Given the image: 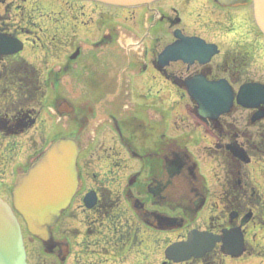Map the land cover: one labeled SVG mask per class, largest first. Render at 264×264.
Listing matches in <instances>:
<instances>
[{
    "label": "flooded vegetation",
    "instance_id": "af4514ba",
    "mask_svg": "<svg viewBox=\"0 0 264 264\" xmlns=\"http://www.w3.org/2000/svg\"><path fill=\"white\" fill-rule=\"evenodd\" d=\"M27 1L0 0V39L20 43L17 51L0 52V92L32 96L45 75L46 85L80 94L77 106L68 99L54 102L66 127L73 120L79 127L73 136L79 145L78 188L47 242L27 235L28 264H223L231 258L220 241L201 258L168 260L166 248L185 240L191 229L223 236L224 230L238 228L243 255L264 258V247L248 237L251 229L264 226V205L246 191L248 185L228 180L229 187L218 197L222 208L215 212L220 216L211 214L207 220L197 209L209 197L198 189L185 184L187 198L176 187L180 197L168 198L167 187L175 186L173 177H181L180 167L188 160L175 143L166 146L161 96L187 92L185 82L198 75L207 82L224 81L234 93L245 83L264 84V35L255 21L253 0H157L132 8L91 4L90 9L74 0H38L39 6L63 10L66 19L49 25L39 23L43 13L35 7L37 0L32 7ZM172 44L178 58L160 64L157 57ZM133 93L140 100L132 101ZM63 105L68 109L61 110ZM8 108L0 100V161L9 158L0 172L3 165L12 167L11 178L0 174V194L39 154L35 149L23 163L14 162L15 143L6 139L34 128L38 118L32 106ZM260 110L264 113V104ZM256 112L235 98L225 120L220 116L208 122L237 130L242 116L254 127L252 138H260L264 118L254 121ZM88 192L95 200L92 207L85 201ZM168 200L179 208L167 211Z\"/></svg>",
    "mask_w": 264,
    "mask_h": 264
},
{
    "label": "rangeland",
    "instance_id": "374dc122",
    "mask_svg": "<svg viewBox=\"0 0 264 264\" xmlns=\"http://www.w3.org/2000/svg\"><path fill=\"white\" fill-rule=\"evenodd\" d=\"M34 1L36 0H28L25 4L30 7L32 4L34 5ZM47 1L61 2V0ZM79 4H84L87 9H90L91 4L94 3L79 2ZM39 5L40 2L37 0L35 7L41 9V13H43V16L39 17L40 24L49 25L61 23L66 19L60 6L56 8L55 5L50 6L47 3H44L41 6ZM45 79V75L40 76L39 82L41 80L43 87H38L32 96H30L31 94L28 92H22L20 93L21 95H19V93L16 91L0 92L2 97L0 100L3 108L5 107V104H8V107L11 109L32 106L36 109L35 111L38 118L37 125L34 128L17 135L18 138L11 140L6 139V143L9 141H14L15 144L17 143L16 145L12 143L13 146H15L12 148L15 149L16 153V156H14L15 158L13 159L14 162L21 161L23 163L26 157L35 151V149L37 150L40 144H44L46 141L48 144L51 143L53 141L52 139L47 140L49 137H51V135L55 136L56 138L65 137L68 136L67 130H70V132H72L70 135L75 136V133L79 129L77 126V121L74 120L72 122L69 121L68 128L66 127V121H63V117H61V115L57 112L56 104L54 103L55 99H68L71 103L77 106L78 101H80L79 92H71L72 90L70 91L69 88L64 89L61 85H58L57 87L56 85H54V87L51 85H46L47 82H45ZM49 83H51V81H48V84ZM154 93L155 91H153L151 94L154 95ZM161 96L165 100L164 120L166 134L165 142H167L166 146H170V142L175 143L178 145V147H180V150L188 156V165L183 170L181 177L179 176L174 180L175 186L172 188H167L168 191L166 194L168 198L170 196L172 199L174 195L176 197H180V194L176 193L179 192L178 190H180L181 193L185 195L182 196L181 194L182 198H187L188 187L186 189L185 184H189L191 187L198 189L209 197L207 205L197 209L200 212L199 217H201L202 220H207L211 214L215 215L217 212H221L222 205L220 204L218 197L221 196L223 190H226L229 187V185H226V182L228 180L235 181L239 177V172L241 171V178L247 181L251 179L257 190L263 194L262 199L264 204L263 156L260 153L255 154L253 150L246 149V152L252 161L248 165H245L240 161L237 162L232 160L225 147V145L229 142L235 141L240 146L242 145L244 147V145L247 146L248 141H253L256 145H258L257 149L259 151L261 147L264 148L263 142L259 144L261 139L252 138L250 133L254 131V128L251 126L248 127L249 124L246 119H244L242 116L237 117L238 123L240 125L237 130L244 132L246 135L241 136L242 138L234 137L233 134L227 135L226 132L231 131V133H237V130L231 129L228 124H222V129H219L213 126L210 122L196 117L192 113L194 109V103L186 92L165 91L161 92ZM151 98L152 97H150V99ZM125 100V98H122L121 101H124L123 103L126 104L127 100ZM131 100L135 102L140 99H138L136 94L133 93ZM10 101L17 102L12 104ZM60 109H64V107H60ZM222 118L225 120L226 117L222 116L221 119ZM232 139H234V141ZM41 140H43L42 143ZM3 158L4 161L1 160L0 164L6 162L9 159L6 155L3 156ZM2 169L3 170H1L2 172H0V174L3 176L6 174L10 175L9 177L11 178L12 167L3 165ZM9 185L12 187V184ZM175 187L178 189L176 192ZM9 188L10 187L4 189L2 188L3 191L1 194L7 202L12 204V196L10 192H8ZM172 204H175L174 201H169V203L165 205V209L171 212L170 206ZM214 204L218 206L214 207ZM217 216L220 215L217 213ZM18 219L22 228L23 236L26 240L28 235L26 225L21 216H18ZM181 234H184V231L169 235L168 239L177 237ZM248 237L254 239V245L264 247V226L251 229L248 233ZM223 264H264V258L256 255L244 254L238 258H227L224 260Z\"/></svg>",
    "mask_w": 264,
    "mask_h": 264
},
{
    "label": "water",
    "instance_id": "95a60500",
    "mask_svg": "<svg viewBox=\"0 0 264 264\" xmlns=\"http://www.w3.org/2000/svg\"><path fill=\"white\" fill-rule=\"evenodd\" d=\"M85 1L127 8L147 5L155 0ZM253 5L256 23L264 34V0H253ZM0 52L8 53L10 50ZM166 53L167 51L159 56V61L164 59ZM214 84L213 88H209L203 80L196 77L187 83L188 94L197 103L195 112L202 119L216 120L230 110L232 92L226 86ZM238 103L245 107L259 106L264 103V92L259 93L255 87L244 88L238 95ZM227 149L234 157L247 161L245 152L237 146L229 144ZM77 153L78 147L73 139L57 140L18 178L13 189L14 210L22 216L28 232L43 242L49 240L50 229L77 190ZM89 204L92 205V202ZM219 240L224 242L225 253L232 256L241 254L243 246L238 230H230L225 233L224 238L194 230L189 233L186 242L170 246L166 256L177 262L188 260L192 256L200 257ZM0 264H27L20 223L12 207L1 198Z\"/></svg>",
    "mask_w": 264,
    "mask_h": 264
},
{
    "label": "trees",
    "instance_id": "16d2710c",
    "mask_svg": "<svg viewBox=\"0 0 264 264\" xmlns=\"http://www.w3.org/2000/svg\"><path fill=\"white\" fill-rule=\"evenodd\" d=\"M56 139L54 138V140L53 141H55Z\"/></svg>",
    "mask_w": 264,
    "mask_h": 264
}]
</instances>
